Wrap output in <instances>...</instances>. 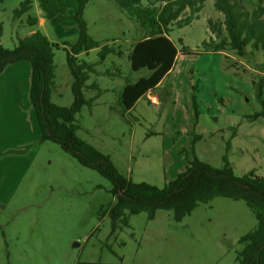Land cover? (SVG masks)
Instances as JSON below:
<instances>
[{"label": "rangeland", "instance_id": "rangeland-1", "mask_svg": "<svg viewBox=\"0 0 264 264\" xmlns=\"http://www.w3.org/2000/svg\"><path fill=\"white\" fill-rule=\"evenodd\" d=\"M21 1L0 3L3 47H13L18 37L33 30L62 46L76 40L78 30L68 14L77 9V0H66L69 19L36 26H28L24 14L13 18L12 9ZM38 2L34 0L31 16L42 11ZM243 3L252 10L259 0ZM83 17L88 34L116 53L102 61L95 48L78 57L97 61V73L88 83L94 81L101 89L92 105H84L75 115L80 138L108 154L125 176L158 187L184 170L194 154L215 167L222 166L226 154L236 175L249 171L264 175V58L260 52L239 58L203 51L202 43L211 35L207 19L222 18L212 0L205 2L197 18L170 33L177 48L190 53L179 54L171 73L148 90L150 103L140 98L124 117L118 113V96L125 79L135 81L148 73L132 71L127 57L140 29L111 0H89ZM53 62L51 100L68 106L73 101L72 76L64 50H54ZM232 62L236 65L230 66ZM16 77L8 71L0 80V113L6 115L0 124V264H238V240L256 225L243 200L215 197L199 203L180 221L162 209L151 220L145 212L129 214L128 225L119 224L112 232L105 212L113 204L111 183L55 142L38 141V124L21 88L24 84L26 93L29 81ZM96 92L87 90L84 95L94 97ZM13 100L20 104V116L16 108L6 107ZM187 131L200 136L193 149ZM20 132L29 133L30 139L13 141L14 136L24 137Z\"/></svg>", "mask_w": 264, "mask_h": 264}, {"label": "trees", "instance_id": "trees-1", "mask_svg": "<svg viewBox=\"0 0 264 264\" xmlns=\"http://www.w3.org/2000/svg\"><path fill=\"white\" fill-rule=\"evenodd\" d=\"M4 0H0L2 3ZM60 3V11L67 7L66 0H52ZM78 7L69 17L75 22L77 38L74 42L60 45L50 41L39 30L23 37H18L11 48L0 44V74L10 64L21 60L30 64L28 100L34 111L40 136L38 141L50 140L77 162L88 167L111 183L109 190L113 204L105 210L111 219V231L119 224L128 225V215L145 212L147 219L154 218L157 210L172 212L175 221L190 214L199 203H207L215 197H227L243 200L256 219L254 228L243 234L238 242L241 248L236 253L238 264H264V175L249 171L236 175L230 166L226 154H223L221 167H215L195 154L184 170L173 179L158 187L146 182H135L121 173L108 154L101 152L77 135L79 125L75 115L84 106H91L94 98L101 93L97 83H88L90 76L97 73V61L91 62L77 57L80 53L97 48L100 60L116 53L112 46L88 34L87 22L83 17L84 8L89 0H77ZM122 12L137 23L141 36L133 43L127 57L132 71L148 70L145 77L135 81L125 79L118 96L119 115L125 112L142 97L147 99V92L170 72L179 54L190 53L185 47L178 49L170 33L175 28H182L197 18L207 0H111ZM213 8L222 18L207 19L210 37L202 43L203 51L229 52L239 58H248L260 52L264 58V5L250 10L243 0H212ZM39 7L46 19L59 21L68 18L66 13L53 10L48 0H39ZM32 6V0H22L12 9L14 19L26 14ZM25 23L35 25L37 18L26 15ZM1 32V23H0ZM1 35V34H0ZM181 41V40H179ZM65 52L66 65L72 81L70 90L73 101L68 106H58L51 100L55 91L54 50ZM229 62L228 55H225ZM235 66L236 62L229 64ZM264 69V63H261ZM193 89L196 88L192 85ZM97 90L94 97L86 98L84 91ZM195 114L196 101L192 96ZM150 103V102H149ZM193 142L198 134H191ZM104 212V213H105Z\"/></svg>", "mask_w": 264, "mask_h": 264}, {"label": "crops", "instance_id": "crops-1", "mask_svg": "<svg viewBox=\"0 0 264 264\" xmlns=\"http://www.w3.org/2000/svg\"><path fill=\"white\" fill-rule=\"evenodd\" d=\"M48 2H49V5H50V7L53 9V10H55L54 8H53V6L54 5H56V6H54V7H57L58 8V10H55V11H57L58 13H65V10H66V8H64V11H60V8H61V4L60 3H57V2H54V1H52V0H48ZM67 3V2H66ZM262 4L264 5V3L262 2ZM36 4L34 3V0H32V7L30 8V10L33 8V6H35ZM39 6V5H38ZM68 7V6H67ZM30 10L26 13V14H24V15H27V14H30ZM70 9L68 8V11H69ZM71 12V11H70ZM43 12L42 11H37V15L36 16H33V17H36L37 18V23L35 24V25H32V26H36V25H39L41 22H44V21H46V20H48V19H46L45 17H44V15L42 14ZM72 13V12H71ZM21 19V18H20ZM67 19H69V18H67ZM65 19H61V20H59V21H64ZM49 21V20H48ZM58 22V21H57ZM33 31H35V30H33ZM32 31V32H33ZM92 50H94V49H92ZM92 50H90V51H92ZM90 51H88V54H89V52ZM80 54H82V55H84V56H86V54H84V53H80ZM80 54L79 55H77V57H82V56H80ZM87 54V55H88ZM177 57H179V55L177 56ZM177 59V58H176ZM28 62V61H27ZM27 62H25V60H21V61H18V62H16V63H13V64H10V65H8L4 70H3V72L0 74V80H1V78H2V74L3 75H6V73L8 72V71H10L11 72V74L13 75V76H17L16 78H17V80L19 81V79L20 80H23L24 81V83H26L27 82V80L29 81V79H28V74H29V77H30V64L28 65L27 64ZM29 63V62H28ZM174 68V66L172 67V69ZM172 69L170 70V72L169 73H171V71H172ZM168 73V74H169ZM19 74H21V75H23V78L22 77H20V76H18ZM167 74V75H168ZM166 75V76H167ZM163 80V79H162ZM161 80V81H162ZM160 81V82H161ZM159 82V83H160ZM25 85L24 84H22V90L24 91V94H27V98H28V89L26 88V93H25V87H24ZM28 86H29V84H28ZM13 94V93H12ZM151 98V97H150ZM155 103H157V102H155ZM20 104H18V103H16L14 100L12 101V102H10V106H9V103H8V105L6 106L7 107V109H9L10 107L11 108H13V109H15L16 108V110H17V116H20L19 114H20V112L18 111V106H19ZM26 106H27V104H26ZM28 108V107H27ZM31 109V110H30ZM3 110H4V107H2V112H3ZM33 109L31 108V106H30V108H29V112L30 111H32ZM30 115H31V118H32V120L34 121V122H36V120H34V111H33V114H32V112H30ZM3 119H6V115H5V111L3 112V113H0V121L1 120H3ZM1 123H3L2 121L0 122V124ZM23 132H25V131H23ZM23 132H20V133H23ZM191 132V131H190ZM23 136L24 137H21L20 135H17V136H14V137H12L13 139H15V140H13V141H19V140H22L23 138L24 139H26V138H28V139H30L29 138V133H28V135L27 136H25V133H23ZM9 137H11V135L9 136ZM36 137H34V139H35ZM1 140H3V138H1ZM7 140V139H6ZM199 159H201L200 157H198ZM184 168V165L182 166V168L181 169H183ZM7 169H9V168H7ZM180 169V170H181ZM5 172H7L6 170H5ZM174 178V177H173ZM172 178V179H173Z\"/></svg>", "mask_w": 264, "mask_h": 264}]
</instances>
